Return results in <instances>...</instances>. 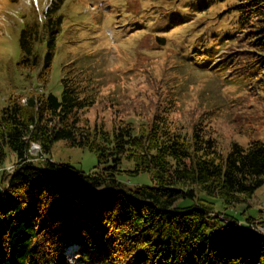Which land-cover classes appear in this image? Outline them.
Listing matches in <instances>:
<instances>
[{
    "label": "trees",
    "instance_id": "trees-1",
    "mask_svg": "<svg viewBox=\"0 0 264 264\" xmlns=\"http://www.w3.org/2000/svg\"><path fill=\"white\" fill-rule=\"evenodd\" d=\"M56 9L19 35L20 64L40 67L44 82ZM229 13L233 27L214 31L204 52L223 51L215 64L232 67L264 99V0H234L221 15ZM75 74L61 78L59 96L32 90L0 108V263L66 264L74 248L81 264H264V232L255 227L264 215L240 222L224 210L264 183V139L231 141L224 155L200 121L190 133L171 127L164 113L110 128L90 124L83 113L94 98ZM58 140L93 152L97 164L85 173L53 161L48 153ZM33 143L37 158L29 153ZM8 149L12 171L3 165ZM140 172L149 173L150 185L118 178ZM208 196L224 208L215 210Z\"/></svg>",
    "mask_w": 264,
    "mask_h": 264
},
{
    "label": "rangeland",
    "instance_id": "rangeland-1",
    "mask_svg": "<svg viewBox=\"0 0 264 264\" xmlns=\"http://www.w3.org/2000/svg\"><path fill=\"white\" fill-rule=\"evenodd\" d=\"M232 3L234 0H0V108L11 95L32 90L59 96L61 78L76 73L77 79L89 82L86 88L94 98L83 113L90 124L110 128L121 119L138 123L164 113L171 127L190 133L200 121L224 155L231 141L246 145L252 139H264V99L248 89L232 67L215 64L223 51L214 57L204 52L214 31L233 27L232 13L221 15ZM52 6L57 9L51 16H59L60 22L44 82L38 77L40 67L20 64L19 35L30 23L42 24ZM45 51V42H40V58ZM29 153L37 158L39 146L33 143ZM48 156L85 173L97 164L93 152L68 146L63 140L54 142ZM14 159L8 149L3 161L7 171L13 170ZM118 178L128 185L152 183L148 172ZM207 198L215 210L224 208L219 198ZM224 210L240 222L249 215L262 221L264 183L253 196ZM66 264H81L76 249L68 250Z\"/></svg>",
    "mask_w": 264,
    "mask_h": 264
},
{
    "label": "built area",
    "instance_id": "built-area-1",
    "mask_svg": "<svg viewBox=\"0 0 264 264\" xmlns=\"http://www.w3.org/2000/svg\"><path fill=\"white\" fill-rule=\"evenodd\" d=\"M258 225V224H257ZM256 228L262 232H264V224H259V226H256Z\"/></svg>",
    "mask_w": 264,
    "mask_h": 264
},
{
    "label": "water",
    "instance_id": "water-1",
    "mask_svg": "<svg viewBox=\"0 0 264 264\" xmlns=\"http://www.w3.org/2000/svg\"><path fill=\"white\" fill-rule=\"evenodd\" d=\"M1 190H2V188H1V186H0V192H1Z\"/></svg>",
    "mask_w": 264,
    "mask_h": 264
},
{
    "label": "bare ground",
    "instance_id": "bare-ground-1",
    "mask_svg": "<svg viewBox=\"0 0 264 264\" xmlns=\"http://www.w3.org/2000/svg\"><path fill=\"white\" fill-rule=\"evenodd\" d=\"M23 100V99H22Z\"/></svg>",
    "mask_w": 264,
    "mask_h": 264
}]
</instances>
